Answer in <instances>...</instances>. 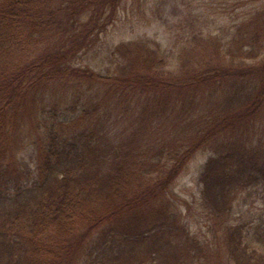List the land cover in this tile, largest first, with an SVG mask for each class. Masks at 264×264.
I'll list each match as a JSON object with an SVG mask.
<instances>
[{
  "label": "trees",
  "instance_id": "16d2710c",
  "mask_svg": "<svg viewBox=\"0 0 264 264\" xmlns=\"http://www.w3.org/2000/svg\"><path fill=\"white\" fill-rule=\"evenodd\" d=\"M122 1L0 0V264H264V7L76 65ZM202 153L193 216L174 187Z\"/></svg>",
  "mask_w": 264,
  "mask_h": 264
},
{
  "label": "rangeland",
  "instance_id": "374dc122",
  "mask_svg": "<svg viewBox=\"0 0 264 264\" xmlns=\"http://www.w3.org/2000/svg\"><path fill=\"white\" fill-rule=\"evenodd\" d=\"M263 7L264 0H123L114 23L110 25L107 33L102 35L97 48L80 55L75 64L103 70L105 67L99 68L97 63L107 56L110 47L141 37L156 39L166 47L170 42L166 20L172 21L177 18L175 15L181 12L188 14L192 8H196V11H193L195 14L200 10L213 14L222 25L215 33L228 38L235 32L233 26L238 18L241 20L255 9ZM207 159L206 153L199 154L190 162L174 187L179 197L192 207L193 216L198 212L197 205L201 197L198 178ZM19 161L24 176L27 172L32 173L36 163L35 146L27 145L20 153ZM260 204L255 202L250 205V209L259 212L263 209V205ZM184 209L186 210V207ZM191 220L189 219L190 222ZM192 227L193 231L198 228L195 224Z\"/></svg>",
  "mask_w": 264,
  "mask_h": 264
}]
</instances>
